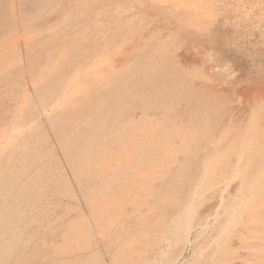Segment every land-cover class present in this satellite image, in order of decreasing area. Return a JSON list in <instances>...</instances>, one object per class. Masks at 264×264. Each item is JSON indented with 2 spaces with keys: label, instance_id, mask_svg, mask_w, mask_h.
Wrapping results in <instances>:
<instances>
[{
  "label": "rangeland",
  "instance_id": "1",
  "mask_svg": "<svg viewBox=\"0 0 264 264\" xmlns=\"http://www.w3.org/2000/svg\"><path fill=\"white\" fill-rule=\"evenodd\" d=\"M0 264H264V0H0Z\"/></svg>",
  "mask_w": 264,
  "mask_h": 264
},
{
  "label": "crops",
  "instance_id": "2",
  "mask_svg": "<svg viewBox=\"0 0 264 264\" xmlns=\"http://www.w3.org/2000/svg\"><path fill=\"white\" fill-rule=\"evenodd\" d=\"M247 99H253L255 97L256 91L253 88L248 87L247 85L243 86V89L241 90Z\"/></svg>",
  "mask_w": 264,
  "mask_h": 264
}]
</instances>
